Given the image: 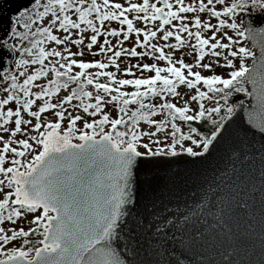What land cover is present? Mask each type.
<instances>
[{
    "label": "snow or ice",
    "instance_id": "1",
    "mask_svg": "<svg viewBox=\"0 0 264 264\" xmlns=\"http://www.w3.org/2000/svg\"><path fill=\"white\" fill-rule=\"evenodd\" d=\"M4 2L0 264H189L179 257L205 238L181 227L188 216L149 211L162 227L159 259L145 262L144 218L130 213L138 194L155 198L163 158L211 154L238 118L234 94L259 108L240 121L233 157L264 162V0H22L11 16ZM121 57L138 59L121 67ZM243 253L222 264H264V238Z\"/></svg>",
    "mask_w": 264,
    "mask_h": 264
},
{
    "label": "water",
    "instance_id": "2",
    "mask_svg": "<svg viewBox=\"0 0 264 264\" xmlns=\"http://www.w3.org/2000/svg\"><path fill=\"white\" fill-rule=\"evenodd\" d=\"M21 2L22 0H5L2 10L11 16ZM2 38L0 36V39ZM248 41L259 55L258 47L253 46L251 40ZM2 51L0 49V52ZM247 84L249 92H252V85L248 82ZM239 105L237 108L239 115L230 126V132L225 133L221 142L211 149L210 155L206 153L205 159L186 154H180L178 158H163L169 163L153 173L155 198L152 192H149L146 198H141V194L137 195L139 203L131 210L130 219L132 216H142L144 224L140 230L143 237L140 243L143 247L136 259L142 258L145 262L159 259L152 251V241L158 239L153 230L162 227L159 216H168L169 213L175 222H179L182 215L188 216L189 219L181 223V227L190 225L199 228L205 238L192 252L179 257L180 260L187 259L189 264H200L201 261H205L206 264H222L227 254L238 261L240 258L246 259L244 248L259 249L261 239L264 238L261 231L264 229V183H262L264 162L259 158L252 159L254 153H245L239 159L234 158L232 154L238 143L240 121L243 120L244 124H247L246 110L252 109L254 105L258 109L259 101L249 96L247 104ZM256 139L259 140V135ZM244 155H248L249 159L245 160ZM224 174L227 175V179L221 183ZM218 184L219 190L213 195L208 189H217ZM205 196L207 199L202 201V197ZM201 204L203 208L197 207ZM149 211L153 214L158 212L159 216L153 220ZM150 225L152 230L149 228ZM132 226L134 227V223ZM168 231L171 232L172 229ZM232 244L236 245L240 256H234L229 247ZM121 259H125V256H121Z\"/></svg>",
    "mask_w": 264,
    "mask_h": 264
},
{
    "label": "rangeland",
    "instance_id": "3",
    "mask_svg": "<svg viewBox=\"0 0 264 264\" xmlns=\"http://www.w3.org/2000/svg\"><path fill=\"white\" fill-rule=\"evenodd\" d=\"M141 2H142V0H141ZM137 26H140V25H137ZM170 43L172 42V41H169ZM129 43L130 42H126L125 43V47H128L129 46ZM153 43H157V41H153ZM160 43H163V42H160ZM242 43H245L248 47H250L252 50H253V52L256 54V51H255V49L250 45V43H249V41L248 40H246V41H244V42H242ZM74 50V49H73ZM138 51H139V49H138ZM165 51H167V49H165ZM101 57H95V59H100ZM84 59H86V60H90V59H93V57H90V56H86V57H84ZM119 60H121V61H123V64L121 65V67H123L124 65H126V64H128V63H137V59L138 58H124V57H121V58H118ZM185 59H186V61L187 60H189V59H191V57H188V56H185ZM139 60L140 61H142V62H153L152 60H151V58H139ZM158 63V66H161V67H163L164 66V64H163V62H157ZM252 63V60L251 59H248V60H246V64H251ZM107 70H110V71H115V69H112L111 67L109 68V69H107ZM74 71H75V69H74ZM90 71H94V70H90ZM140 75H143V76H149V75H151V73H141V72H134L133 73V77L134 76H140ZM118 78H132V77H126V76H122L121 74H118ZM101 82H103V78H101ZM246 82V81H245ZM246 84H247V82H246ZM247 89H248V91H249V87H248V84H247ZM122 90H124V91H131L132 89H131V86H124V87H122ZM181 91H183L182 89H181ZM63 93H61V95H62ZM249 101V100H248ZM248 102H245V103H242V104H247ZM207 106V105H206ZM52 117L51 116H49V119H51ZM75 142V141H74ZM33 239H35V238H33Z\"/></svg>",
    "mask_w": 264,
    "mask_h": 264
},
{
    "label": "trees",
    "instance_id": "4",
    "mask_svg": "<svg viewBox=\"0 0 264 264\" xmlns=\"http://www.w3.org/2000/svg\"><path fill=\"white\" fill-rule=\"evenodd\" d=\"M245 87L247 88V84L245 82ZM249 100V96L245 97L243 94H234V97L231 98V103H233L234 105H239L245 102H248Z\"/></svg>",
    "mask_w": 264,
    "mask_h": 264
}]
</instances>
